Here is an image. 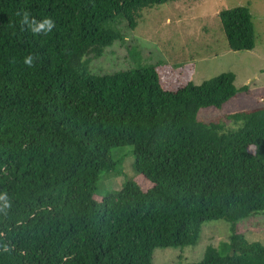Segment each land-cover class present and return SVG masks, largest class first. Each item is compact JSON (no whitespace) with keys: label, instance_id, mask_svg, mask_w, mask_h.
I'll list each match as a JSON object with an SVG mask.
<instances>
[{"label":"trees","instance_id":"trees-1","mask_svg":"<svg viewBox=\"0 0 264 264\" xmlns=\"http://www.w3.org/2000/svg\"><path fill=\"white\" fill-rule=\"evenodd\" d=\"M168 1L0 0V264H151L217 219L228 241L183 264H264V244L238 233L264 219V85L236 87L230 71L196 85L191 62L86 68ZM24 12L55 27L34 35ZM218 16L229 49L255 46L248 7ZM124 146L138 179L101 197Z\"/></svg>","mask_w":264,"mask_h":264},{"label":"rangeland","instance_id":"rangeland-1","mask_svg":"<svg viewBox=\"0 0 264 264\" xmlns=\"http://www.w3.org/2000/svg\"><path fill=\"white\" fill-rule=\"evenodd\" d=\"M246 6L252 16L255 46L250 50L228 48L219 12L225 8ZM91 74L111 73L153 64L178 66L193 63V83L223 72L235 74L236 87L264 85V0H169L144 10L137 27L120 42L105 48L101 55L83 57ZM206 117H214L208 114ZM130 146L113 149L120 166L117 171L103 172L97 181L101 197L118 190L125 179L136 178ZM138 179V178H136ZM143 188L149 184L140 182ZM238 233L250 242L264 244V219L255 216L241 222ZM229 223L224 219L202 224L196 245L155 248L151 264H183L202 259L207 244L217 246L228 241Z\"/></svg>","mask_w":264,"mask_h":264},{"label":"clouds","instance_id":"clouds-1","mask_svg":"<svg viewBox=\"0 0 264 264\" xmlns=\"http://www.w3.org/2000/svg\"><path fill=\"white\" fill-rule=\"evenodd\" d=\"M17 15H21V14L17 13ZM21 23L27 25L34 35H40V34L47 35L55 27V23L50 17H44L43 19L37 21L34 18H30L28 12H24L22 14ZM33 59L34 57L32 55H28L27 57L24 58L23 62L26 66L32 67ZM3 199L4 197L0 196V200Z\"/></svg>","mask_w":264,"mask_h":264}]
</instances>
